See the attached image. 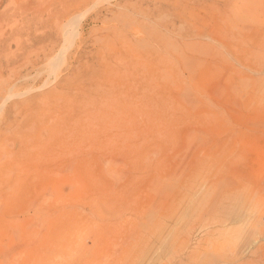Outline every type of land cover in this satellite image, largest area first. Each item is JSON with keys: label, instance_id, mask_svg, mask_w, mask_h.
I'll use <instances>...</instances> for the list:
<instances>
[{"label": "rangeland", "instance_id": "obj_1", "mask_svg": "<svg viewBox=\"0 0 264 264\" xmlns=\"http://www.w3.org/2000/svg\"><path fill=\"white\" fill-rule=\"evenodd\" d=\"M0 264H264V0H0Z\"/></svg>", "mask_w": 264, "mask_h": 264}]
</instances>
